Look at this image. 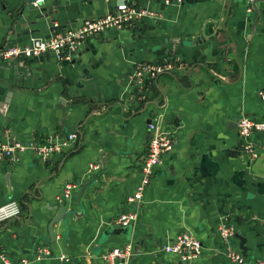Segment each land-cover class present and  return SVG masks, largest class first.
Masks as SVG:
<instances>
[{"label": "crops", "instance_id": "obj_1", "mask_svg": "<svg viewBox=\"0 0 264 264\" xmlns=\"http://www.w3.org/2000/svg\"><path fill=\"white\" fill-rule=\"evenodd\" d=\"M34 1L0 0V47L48 38L131 0ZM136 1L153 16L100 33L70 59L45 52L0 63L1 139L78 136L71 149L45 161L32 151L14 163L0 160V205L13 199L22 208L0 224L10 264H105L102 254L126 243L132 245L129 264H188L153 253L184 230L203 246L189 264H238L228 254H241L240 239L224 243L217 233L222 222L244 239L246 261L264 260V131L254 133L259 157L249 161L240 156L234 126L241 113L264 121L258 96L264 1L257 2L253 34L249 0ZM175 53L171 61L178 66L148 83L146 97L132 99L127 77L135 64ZM159 113L164 128L174 131L172 150L154 168L130 237L104 235L127 209L125 199L140 179L147 126ZM90 163L99 169L89 172ZM87 181L80 203L77 190L59 202L65 183ZM62 203L68 210L53 225L51 240L48 223ZM37 247L46 249L40 259L33 258Z\"/></svg>", "mask_w": 264, "mask_h": 264}, {"label": "built area", "instance_id": "obj_2", "mask_svg": "<svg viewBox=\"0 0 264 264\" xmlns=\"http://www.w3.org/2000/svg\"><path fill=\"white\" fill-rule=\"evenodd\" d=\"M35 0L33 4H38ZM184 0H164V3H174L176 6L183 4ZM250 2L252 0H249ZM153 13L146 7L140 5L136 0L123 1L117 3L105 15L98 18H87L81 25L63 29L52 33L48 38L34 36L24 45H7L0 47V63L9 64L18 59L37 57L45 52L55 54L58 59H70L78 49L89 39L98 36L100 33L110 29H120L124 25L142 17H151ZM177 63L171 60H156L139 62L135 64L131 73L128 74L127 84L131 88L132 99H142L146 97V87L148 83L155 81L162 73L172 71ZM259 98L264 101V89L258 91ZM163 113L152 116L148 123V143L146 152L140 167V179L135 189L126 197V210L117 215L112 224L122 227L135 224L138 213L143 202V195L149 185L154 168L158 166L164 155H167L173 146L174 131L164 128ZM264 131V121H253L245 113H241L236 119V135L238 151L241 157L253 161L259 157L260 145L255 141V132ZM0 135V160L9 163L18 161L19 155L25 151H32L37 158L42 161L47 160L53 154H60L69 150L77 142L78 136L75 132H69L65 136L51 137L47 139L33 138L27 143L4 140ZM5 138V137H4ZM97 164L90 163L88 171L98 170ZM79 186V182L65 183L62 194L58 197L59 202L69 200L72 191ZM22 212L20 202L9 200L0 205V224L18 217ZM218 236L224 243H229L235 235L233 225L222 222L217 229ZM202 243L195 235L189 231H181L172 239L160 243L153 251L156 257L161 254H173L184 263H192L202 254ZM45 248L37 249L38 256L42 258ZM132 245L126 243L122 247H115L102 254L105 264H129L132 258ZM48 254V253H47ZM236 263H242V255L232 252L228 254ZM0 260L2 264H10L6 253L0 245ZM251 264H264V260H256Z\"/></svg>", "mask_w": 264, "mask_h": 264}, {"label": "water", "instance_id": "obj_3", "mask_svg": "<svg viewBox=\"0 0 264 264\" xmlns=\"http://www.w3.org/2000/svg\"><path fill=\"white\" fill-rule=\"evenodd\" d=\"M258 1H264V0H252L250 2V8L256 15V18H255L253 25H252V28H251V34L254 33L255 25H256V23L258 21V17H259V12H258V7H257ZM39 2H42V1H39ZM39 2H38V4H39ZM44 15H46V14H44ZM174 57H176V53H175V55H173L171 57H167L166 59L172 60V58H174ZM131 93H133V91H131ZM8 95H10V92L8 93ZM5 102H7V100H5ZM0 110H2V105H0ZM234 126L236 128V121L234 122ZM90 184H91V182L87 181V182L79 184V186L74 189V190H77V198H76L77 203H80V199H81V196H82L85 188L88 187ZM66 201H68V200H65L63 202H66ZM55 209H56V213L48 223V234H49L51 240H54V238H55V234L53 231V225L64 218V216L68 210V206H66V203H62L61 205H57ZM132 228H133V224H129L127 226H122V227H119L118 229H114V225H110V226H107L105 228V231L103 234L107 235V234L112 233L114 231L116 233L124 235L126 238H129L130 234L132 232ZM234 236L240 239V246L239 247L241 249V255H242V261L243 262L238 263V264H251L252 261H246L247 254H246V247L244 246V239L240 235H238L237 233ZM37 249H38V247L36 248L35 255H33V258H35V259L38 256Z\"/></svg>", "mask_w": 264, "mask_h": 264}]
</instances>
